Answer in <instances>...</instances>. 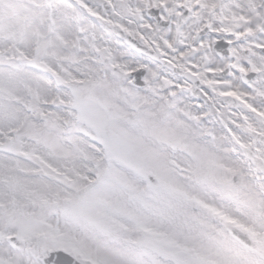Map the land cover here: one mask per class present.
I'll use <instances>...</instances> for the list:
<instances>
[{"label":"snow or ice","instance_id":"snow-or-ice-1","mask_svg":"<svg viewBox=\"0 0 264 264\" xmlns=\"http://www.w3.org/2000/svg\"><path fill=\"white\" fill-rule=\"evenodd\" d=\"M0 264H264V0H0Z\"/></svg>","mask_w":264,"mask_h":264}]
</instances>
